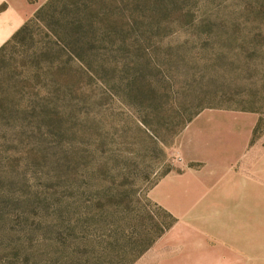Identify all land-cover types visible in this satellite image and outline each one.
<instances>
[{
    "label": "rangeland",
    "instance_id": "374dc122",
    "mask_svg": "<svg viewBox=\"0 0 264 264\" xmlns=\"http://www.w3.org/2000/svg\"><path fill=\"white\" fill-rule=\"evenodd\" d=\"M25 25L0 53V264H264V0H0V49ZM215 112L254 123V176L168 206Z\"/></svg>",
    "mask_w": 264,
    "mask_h": 264
},
{
    "label": "crops",
    "instance_id": "0c3cea01",
    "mask_svg": "<svg viewBox=\"0 0 264 264\" xmlns=\"http://www.w3.org/2000/svg\"><path fill=\"white\" fill-rule=\"evenodd\" d=\"M240 127L243 128L241 134ZM189 130L183 137L184 172L170 177L166 184L162 183L159 187V196L168 206L175 207L176 203L172 201L181 198L176 193V185L181 184L187 193H191L204 183L216 182L220 187L223 185V194H228L235 186L237 189L239 182L247 180H243L244 176H254L252 163L239 166L236 161L250 148L253 122L250 125L243 121L240 123L238 115L228 112L203 113ZM219 141H227V145L220 147ZM252 158L253 156H247V162Z\"/></svg>",
    "mask_w": 264,
    "mask_h": 264
},
{
    "label": "trees",
    "instance_id": "16d2710c",
    "mask_svg": "<svg viewBox=\"0 0 264 264\" xmlns=\"http://www.w3.org/2000/svg\"><path fill=\"white\" fill-rule=\"evenodd\" d=\"M27 29V25H25L13 38L10 42H8L6 45H4L1 49H0V53L3 52V50H5L6 46H8L10 43L14 42L17 37L21 34V32L25 31ZM167 216L169 218H171V223L168 226L169 228L172 227L175 223L176 220L172 217V215L167 213ZM165 230V229H164ZM162 228L160 229V235H162L165 231ZM145 253V252H144ZM144 253L139 254V257H141ZM138 257V256H137ZM136 261H129V262H125V263H121V264H135Z\"/></svg>",
    "mask_w": 264,
    "mask_h": 264
}]
</instances>
